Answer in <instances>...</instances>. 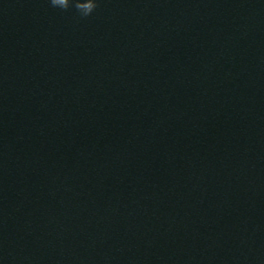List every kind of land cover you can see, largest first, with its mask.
I'll use <instances>...</instances> for the list:
<instances>
[{"label": "water", "instance_id": "obj_1", "mask_svg": "<svg viewBox=\"0 0 264 264\" xmlns=\"http://www.w3.org/2000/svg\"><path fill=\"white\" fill-rule=\"evenodd\" d=\"M0 264H264V0H0Z\"/></svg>", "mask_w": 264, "mask_h": 264}, {"label": "clouds", "instance_id": "obj_2", "mask_svg": "<svg viewBox=\"0 0 264 264\" xmlns=\"http://www.w3.org/2000/svg\"><path fill=\"white\" fill-rule=\"evenodd\" d=\"M50 4L65 11L75 8L82 18H86L98 8L99 0H50Z\"/></svg>", "mask_w": 264, "mask_h": 264}]
</instances>
